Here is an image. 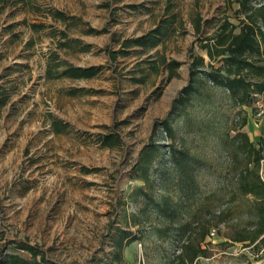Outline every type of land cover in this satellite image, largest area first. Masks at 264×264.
Instances as JSON below:
<instances>
[{
    "label": "rangeland",
    "instance_id": "374dc122",
    "mask_svg": "<svg viewBox=\"0 0 264 264\" xmlns=\"http://www.w3.org/2000/svg\"><path fill=\"white\" fill-rule=\"evenodd\" d=\"M236 7L234 0H0V94L9 97L0 107V232L52 247L49 255L60 264H105L112 249L108 226L125 225L124 215L137 210L126 199L141 184L131 165L153 120L166 113L187 81L188 48L207 59L193 28L196 14L203 22L201 37L212 34L226 16L237 23ZM49 10L73 18H53ZM161 21L166 33L158 45L147 51L134 46L110 62L105 46L118 48L124 37L142 35ZM105 25L108 32H87ZM83 44L91 46L82 50ZM54 52L72 65L103 69L90 78L49 79L46 67ZM160 56L180 63L178 76L167 81L163 66L153 72L142 62ZM72 88L84 90L71 94ZM219 109L231 111L226 101ZM254 113L251 109L247 130L256 142L264 136V120ZM50 115L67 123L66 130L55 133ZM115 122H121L122 146L101 147L98 134ZM199 143L212 166L202 171V185L217 188L213 168L221 145L213 139ZM82 165L102 169L84 173ZM232 222L214 227L215 235L203 245L207 255L193 264H264V248L256 252L231 242ZM127 228L141 239L123 249L125 264L176 263V247L154 237L148 225ZM8 250L13 251L11 246Z\"/></svg>",
    "mask_w": 264,
    "mask_h": 264
},
{
    "label": "trees",
    "instance_id": "16d2710c",
    "mask_svg": "<svg viewBox=\"0 0 264 264\" xmlns=\"http://www.w3.org/2000/svg\"><path fill=\"white\" fill-rule=\"evenodd\" d=\"M26 1L15 0L16 3ZM234 1L237 23L226 16L212 34L200 37L203 22L198 13L193 20L197 43L205 50L207 59L195 54L192 46L188 48L187 81L171 99L166 113L153 120L146 142L131 165L132 176L141 184L133 188L126 199L135 203L137 210L124 215L125 225L108 226L106 235L112 249L107 253L105 264H125L123 249L135 239H141L127 228L132 225H148L154 237L176 247L175 264H193L198 257L206 256L207 248L203 245L208 243L210 229L231 221H235L230 224L232 233L228 238L231 242H241L256 252L264 248V180L260 176V170L264 171V162L261 163L264 136L255 142L243 129L248 119L245 107L255 110L258 99L264 103V0ZM49 11L53 18H73L60 10ZM163 21L142 35L124 37L118 48L105 46L110 62L131 53L134 46L147 51L158 45L166 33ZM31 26L44 27L41 24ZM108 31L106 25L87 29L95 34ZM67 41L81 44L77 38ZM90 46L83 44L81 49L87 50ZM142 62L153 72L163 66L168 73L167 81L178 76L180 63L177 60L160 56ZM102 69L103 65H72L59 60L54 52L47 63L46 77L90 78ZM83 90L72 88L69 93ZM217 95L221 96V102L215 101ZM8 99L7 92H2L0 107ZM223 101L231 111L219 109ZM49 119L55 133L68 127L57 117L50 115ZM120 123L115 122L106 132L98 134L101 147L122 146L117 132ZM163 136L167 139L165 143L159 138ZM208 139L221 145L219 163L213 168L218 183L213 189H205L201 182L202 171L212 166L199 140L206 143ZM101 169L80 167L84 173ZM10 246L13 251L8 250ZM51 250L52 247L32 243L27 237L8 234L6 230L0 232V264H60L50 257Z\"/></svg>",
    "mask_w": 264,
    "mask_h": 264
},
{
    "label": "built area",
    "instance_id": "2783aa9c",
    "mask_svg": "<svg viewBox=\"0 0 264 264\" xmlns=\"http://www.w3.org/2000/svg\"><path fill=\"white\" fill-rule=\"evenodd\" d=\"M255 110H254V117L259 120H264V103L261 99L256 100L254 104ZM264 162V159L261 160V163ZM260 176L264 180V171L263 169L260 170ZM215 235V229L211 228L208 234V238H212Z\"/></svg>",
    "mask_w": 264,
    "mask_h": 264
},
{
    "label": "crops",
    "instance_id": "0c3cea01",
    "mask_svg": "<svg viewBox=\"0 0 264 264\" xmlns=\"http://www.w3.org/2000/svg\"><path fill=\"white\" fill-rule=\"evenodd\" d=\"M245 109H246L247 114H248V119H247V124L244 126L243 129H244L247 133H249L248 130H247V128H248V126H249V122H250V120H252V117H251V109H250V107H245ZM252 122H253V120H252Z\"/></svg>",
    "mask_w": 264,
    "mask_h": 264
}]
</instances>
